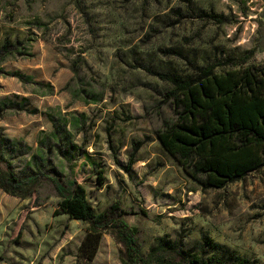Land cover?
<instances>
[{
    "label": "rangeland",
    "instance_id": "374dc122",
    "mask_svg": "<svg viewBox=\"0 0 264 264\" xmlns=\"http://www.w3.org/2000/svg\"><path fill=\"white\" fill-rule=\"evenodd\" d=\"M5 40L24 53L2 64L24 79L0 75V99L27 100L0 117V149L17 142L18 172L42 156L45 171L86 188L96 212L116 203L133 212L125 219L144 254L159 238L181 246L209 236L264 264V169L206 188L157 136L174 119L165 76L264 67V0H0ZM52 118L69 123L65 141ZM60 202L48 180L31 198L0 188V264H80L89 224L57 214ZM104 236L92 264H128L116 236Z\"/></svg>",
    "mask_w": 264,
    "mask_h": 264
},
{
    "label": "trees",
    "instance_id": "16d2710c",
    "mask_svg": "<svg viewBox=\"0 0 264 264\" xmlns=\"http://www.w3.org/2000/svg\"><path fill=\"white\" fill-rule=\"evenodd\" d=\"M18 55H24L19 44L5 40L0 47V75L24 79L20 72L9 74L2 67L8 58ZM248 59L242 60L241 64ZM217 67V64H211L198 68L191 76L162 78L171 87L167 97L172 103L174 119L163 121L157 136L163 149L204 187L224 189L228 184L264 169V67L249 65L224 72H217ZM27 81L34 83L31 76ZM72 91L78 96V91ZM85 95L91 97V103L97 104L102 99L92 91ZM26 101L23 99L17 104L9 98L0 99V117L9 110L24 109ZM52 119L57 130L64 132L62 140L65 141L69 123ZM47 141L54 143L57 140ZM1 143V190L11 196L31 198L44 180H48L61 197L60 210L56 213L89 224L79 248L80 264L94 262L108 232L113 233L122 245L121 254L128 264H249L248 260L209 236L193 245L181 246L167 238H159L150 252L144 254L137 230L125 219L133 212L124 210L119 203L96 212L86 188L57 171L54 172L56 175L45 171L42 156L33 159L38 158V162L32 160L34 166L32 162L18 172L12 161L19 151L17 142L4 139ZM73 150L77 152L79 148L73 146Z\"/></svg>",
    "mask_w": 264,
    "mask_h": 264
}]
</instances>
